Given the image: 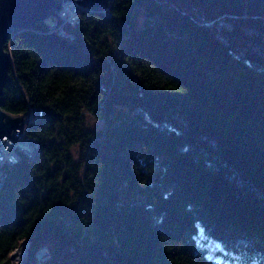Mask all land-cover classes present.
<instances>
[{"label":"trees","instance_id":"16d2710c","mask_svg":"<svg viewBox=\"0 0 264 264\" xmlns=\"http://www.w3.org/2000/svg\"><path fill=\"white\" fill-rule=\"evenodd\" d=\"M108 11L5 45L39 149L2 167L0 264H264V0Z\"/></svg>","mask_w":264,"mask_h":264},{"label":"water","instance_id":"95a60500","mask_svg":"<svg viewBox=\"0 0 264 264\" xmlns=\"http://www.w3.org/2000/svg\"><path fill=\"white\" fill-rule=\"evenodd\" d=\"M68 1H77L85 10L105 12L111 0H0V145L5 139L16 142L25 128L24 116H12L2 110L3 90L11 83L9 76L10 55L5 50L6 43L13 38L14 32L34 29L42 21L56 19ZM28 242H23L14 251V259L25 250ZM44 250L38 253L40 257ZM41 264V263H39Z\"/></svg>","mask_w":264,"mask_h":264},{"label":"built area","instance_id":"2783aa9c","mask_svg":"<svg viewBox=\"0 0 264 264\" xmlns=\"http://www.w3.org/2000/svg\"><path fill=\"white\" fill-rule=\"evenodd\" d=\"M82 11V5L77 1H68L63 4V8L59 12L58 17L56 19H51L49 27L59 28V33L72 34L69 28H74L80 24ZM34 111L35 110H32L25 120L32 116ZM27 151H30V146L22 141L21 133L16 142H13L11 139H5L0 145V189L5 180V174L2 169L3 165L17 164L21 159V153L26 155Z\"/></svg>","mask_w":264,"mask_h":264},{"label":"rangeland","instance_id":"374dc122","mask_svg":"<svg viewBox=\"0 0 264 264\" xmlns=\"http://www.w3.org/2000/svg\"><path fill=\"white\" fill-rule=\"evenodd\" d=\"M86 117H87V122L89 123V127L91 129L98 130V129L103 127L104 124H103V122L101 120H98V119H96V118H94L93 116H90V115H87ZM23 131L27 133L26 125H25V128H24ZM28 246H29V244L27 246H25V250L23 251L22 254H19L17 257L12 259L14 264H22L23 263V260H24V258L26 256V252H27ZM42 250H44L45 252L40 257L37 255V257H38V263L37 264H39V263L43 264V261L49 257V250L47 248H44Z\"/></svg>","mask_w":264,"mask_h":264},{"label":"bare ground","instance_id":"6f19581e","mask_svg":"<svg viewBox=\"0 0 264 264\" xmlns=\"http://www.w3.org/2000/svg\"><path fill=\"white\" fill-rule=\"evenodd\" d=\"M84 9L85 8H83V10ZM106 14L110 15L109 11H106ZM48 27H49V25H48ZM49 29L51 31H56L59 33V28H57V27H49ZM59 34L63 37H66V38H73L72 34H64V33H59ZM35 114H37L36 110L34 111V113H32V116L28 117V119L25 120L26 127L34 119ZM21 137H22V141H24V143H26L28 146H30V151H27L26 155L28 157H33L38 152V149H39L38 143L33 138L29 137L27 135V133L24 131L21 132Z\"/></svg>","mask_w":264,"mask_h":264}]
</instances>
